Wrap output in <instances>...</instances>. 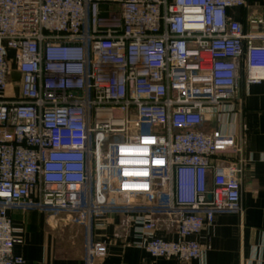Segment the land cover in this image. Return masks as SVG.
<instances>
[{
    "label": "built area",
    "instance_id": "built-area-1",
    "mask_svg": "<svg viewBox=\"0 0 264 264\" xmlns=\"http://www.w3.org/2000/svg\"><path fill=\"white\" fill-rule=\"evenodd\" d=\"M248 0H0V264H26L11 210L41 211L153 258L189 262L222 213H243L241 70L264 80V15ZM221 127L206 130L210 114ZM264 161V156L261 157ZM163 223L177 239L158 235Z\"/></svg>",
    "mask_w": 264,
    "mask_h": 264
},
{
    "label": "crops",
    "instance_id": "crops-1",
    "mask_svg": "<svg viewBox=\"0 0 264 264\" xmlns=\"http://www.w3.org/2000/svg\"><path fill=\"white\" fill-rule=\"evenodd\" d=\"M230 15L245 21L248 15H264V0H248L247 8H233ZM247 69L241 70L235 112L226 118L230 129L240 134L244 155L251 160L246 165L243 182V213L217 215L212 226L204 229L196 240L204 248L197 260L153 258L143 249L116 242L114 225L103 223L97 238L107 241L109 255L97 264H264V80L247 81ZM216 110L210 114L205 128L212 131L222 125ZM16 226L24 228V242L14 251L26 264H87L85 260V231L71 222H59L53 215L31 210H11ZM158 235L167 240L177 239L174 227L163 223Z\"/></svg>",
    "mask_w": 264,
    "mask_h": 264
}]
</instances>
